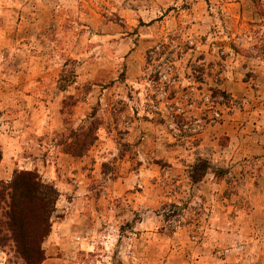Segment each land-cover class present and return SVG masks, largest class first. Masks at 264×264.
<instances>
[{"label": "rangeland", "instance_id": "obj_1", "mask_svg": "<svg viewBox=\"0 0 264 264\" xmlns=\"http://www.w3.org/2000/svg\"><path fill=\"white\" fill-rule=\"evenodd\" d=\"M20 170L54 201L41 264H264V0H0Z\"/></svg>", "mask_w": 264, "mask_h": 264}, {"label": "trees", "instance_id": "obj_2", "mask_svg": "<svg viewBox=\"0 0 264 264\" xmlns=\"http://www.w3.org/2000/svg\"><path fill=\"white\" fill-rule=\"evenodd\" d=\"M42 185L34 170L0 180V248L9 247L20 264L45 260L42 243L51 232L54 201L41 191Z\"/></svg>", "mask_w": 264, "mask_h": 264}]
</instances>
